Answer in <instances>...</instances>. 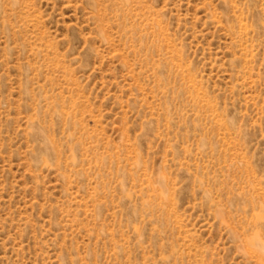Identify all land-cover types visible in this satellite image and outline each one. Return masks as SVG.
I'll list each match as a JSON object with an SVG mask.
<instances>
[{"label": "rangeland", "instance_id": "374dc122", "mask_svg": "<svg viewBox=\"0 0 264 264\" xmlns=\"http://www.w3.org/2000/svg\"><path fill=\"white\" fill-rule=\"evenodd\" d=\"M0 264H264V0H0Z\"/></svg>", "mask_w": 264, "mask_h": 264}]
</instances>
